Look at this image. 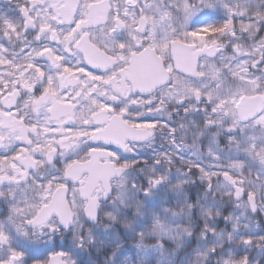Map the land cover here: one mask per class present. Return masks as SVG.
I'll return each instance as SVG.
<instances>
[{
    "label": "snow or ice",
    "instance_id": "obj_1",
    "mask_svg": "<svg viewBox=\"0 0 264 264\" xmlns=\"http://www.w3.org/2000/svg\"><path fill=\"white\" fill-rule=\"evenodd\" d=\"M0 264H264V0H5Z\"/></svg>",
    "mask_w": 264,
    "mask_h": 264
},
{
    "label": "flooded vegetation",
    "instance_id": "obj_2",
    "mask_svg": "<svg viewBox=\"0 0 264 264\" xmlns=\"http://www.w3.org/2000/svg\"><path fill=\"white\" fill-rule=\"evenodd\" d=\"M5 0H0V10H6L4 8Z\"/></svg>",
    "mask_w": 264,
    "mask_h": 264
}]
</instances>
